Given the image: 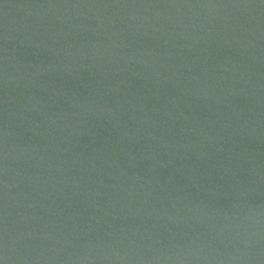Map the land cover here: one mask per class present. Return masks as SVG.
<instances>
[{"label":"water","instance_id":"1","mask_svg":"<svg viewBox=\"0 0 264 264\" xmlns=\"http://www.w3.org/2000/svg\"><path fill=\"white\" fill-rule=\"evenodd\" d=\"M3 264H264V0H0Z\"/></svg>","mask_w":264,"mask_h":264},{"label":"snow or ice","instance_id":"2","mask_svg":"<svg viewBox=\"0 0 264 264\" xmlns=\"http://www.w3.org/2000/svg\"><path fill=\"white\" fill-rule=\"evenodd\" d=\"M0 264H3V260L2 259H0Z\"/></svg>","mask_w":264,"mask_h":264}]
</instances>
